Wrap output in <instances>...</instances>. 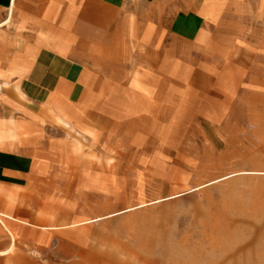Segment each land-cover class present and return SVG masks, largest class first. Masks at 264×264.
<instances>
[{
    "label": "rangeland",
    "instance_id": "1",
    "mask_svg": "<svg viewBox=\"0 0 264 264\" xmlns=\"http://www.w3.org/2000/svg\"><path fill=\"white\" fill-rule=\"evenodd\" d=\"M110 4L109 77L34 127L64 146L37 184L47 261L264 264V0Z\"/></svg>",
    "mask_w": 264,
    "mask_h": 264
},
{
    "label": "crops",
    "instance_id": "2",
    "mask_svg": "<svg viewBox=\"0 0 264 264\" xmlns=\"http://www.w3.org/2000/svg\"><path fill=\"white\" fill-rule=\"evenodd\" d=\"M110 2L89 0L79 8L78 0H0V264H62L46 258L61 254L47 246L56 232L45 230H55L58 219L45 225L37 184L50 172L47 159L64 146L34 127L47 102L55 113H70L88 86L109 77L99 64L116 8ZM79 15H89V60L76 49Z\"/></svg>",
    "mask_w": 264,
    "mask_h": 264
},
{
    "label": "bare ground",
    "instance_id": "3",
    "mask_svg": "<svg viewBox=\"0 0 264 264\" xmlns=\"http://www.w3.org/2000/svg\"><path fill=\"white\" fill-rule=\"evenodd\" d=\"M14 2V1H13ZM12 3V2H11ZM9 12V11H8ZM9 14V13H8ZM8 16V15H7ZM8 20V19H7ZM4 22V21H3ZM7 229V228H6Z\"/></svg>",
    "mask_w": 264,
    "mask_h": 264
}]
</instances>
